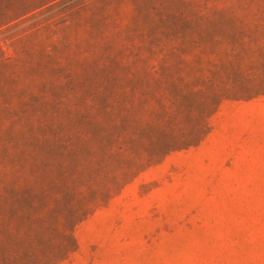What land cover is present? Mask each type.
I'll return each instance as SVG.
<instances>
[{"label":"rangeland","instance_id":"rangeland-1","mask_svg":"<svg viewBox=\"0 0 264 264\" xmlns=\"http://www.w3.org/2000/svg\"><path fill=\"white\" fill-rule=\"evenodd\" d=\"M0 264H264V0H0Z\"/></svg>","mask_w":264,"mask_h":264},{"label":"trees","instance_id":"trees-1","mask_svg":"<svg viewBox=\"0 0 264 264\" xmlns=\"http://www.w3.org/2000/svg\"><path fill=\"white\" fill-rule=\"evenodd\" d=\"M27 206L32 210V212H35V210L38 208L37 202L31 201L27 204Z\"/></svg>","mask_w":264,"mask_h":264}]
</instances>
